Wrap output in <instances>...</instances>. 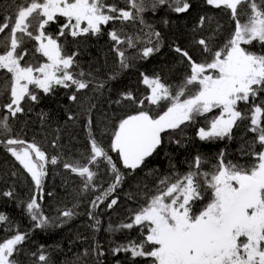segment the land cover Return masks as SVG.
Segmentation results:
<instances>
[{
	"label": "snow or ice",
	"instance_id": "obj_1",
	"mask_svg": "<svg viewBox=\"0 0 264 264\" xmlns=\"http://www.w3.org/2000/svg\"><path fill=\"white\" fill-rule=\"evenodd\" d=\"M206 4L229 9L236 21L235 30L223 48L213 52L210 40H196L204 52L212 54L211 60L197 62L187 50L176 46L174 51L188 62L189 72L183 79L173 85L163 82L158 75L149 77L142 73V82L150 92L140 99L131 91L120 94L122 100L130 101L136 110L119 120L108 148L96 140L89 116L86 124L90 142L87 163L64 161L63 167L83 178L86 191L100 187L94 181L98 177L100 163L106 164L113 180L91 201V208L97 209L124 179L109 151L118 153L123 168L135 171L161 146L163 133L181 129L182 125L195 122L197 117L216 109H219V115L208 122L207 128H199V139H231L233 128L239 126L238 121L250 119L248 130L257 135L244 155L252 156L254 162L242 165L225 161L224 152H221L211 170L205 171L202 168L205 159L196 155L187 172L161 177L155 194L146 196V205L131 215V222L121 223L117 228L109 224V231L139 226L143 236L139 242L129 240L115 247L112 249L114 254L130 252L133 259L151 258L152 264H264V102L256 103L257 97L264 93V54L241 46L254 41L264 44V0L259 4L256 0H206ZM244 4L250 9V14L242 8L238 12ZM127 5V8H119L116 4H106L105 0H22L16 5L14 18L6 15L4 22L0 23V34L8 30L7 35L0 39V47L4 49L0 54V70L10 74V81L6 80L3 90H0V95L4 91L10 92L9 102L0 105L7 112L0 116V145L6 146V151L26 170L34 183L35 192L26 202V209L36 228L53 225L51 218L43 213L37 196L43 200V183L48 175L46 165H56L62 158H49L35 142L13 135L9 121L24 112L22 102L25 98L39 102L37 89L48 94L56 86L65 89L75 86V92L69 98L76 101L75 93L88 89L94 82L95 78L84 79L86 74L83 71H72L74 66L79 67L76 62L78 53L65 52L60 42V38L66 35L65 30L67 35L75 38L89 33L100 34L101 26L110 22L145 25L148 31L141 29L143 36L121 35L123 28H113L108 33L115 42L113 51L118 58L119 71L127 69L132 59L126 55L127 49L120 47L122 44L135 48L138 42H142L145 46L139 55L143 59L158 52L161 34L152 30L151 25H146L142 15L149 8L146 0H127ZM164 5L178 14L186 13L192 7L189 0H151L150 8L155 11ZM59 17L65 18L66 22L53 36L46 29ZM241 17H246V21L241 22ZM204 22L205 17L201 16L198 26L202 27ZM25 38L37 42L35 50L47 62L33 65L25 61L29 54L23 47ZM22 61L25 62L22 64ZM119 71L108 79H116ZM87 75L91 76V73ZM105 83L97 81L94 90H103ZM250 99L252 108L249 116L238 110V104H248ZM257 143L262 148L259 152L255 151ZM2 195L12 197L13 191H5ZM205 196H208L207 202L197 207V202L203 201ZM117 202L116 198L111 199L107 208L111 209ZM75 207L77 205L74 204L73 208L61 210L60 216L72 219L77 215L73 210ZM88 216L95 221L92 227L99 230L101 222L93 211H89ZM8 220L6 214L0 213V223ZM27 238L28 233L17 230L16 234L0 242V264H19L14 257ZM84 255H88L87 249ZM37 259L40 264H47L49 258L41 251Z\"/></svg>",
	"mask_w": 264,
	"mask_h": 264
},
{
	"label": "trees",
	"instance_id": "obj_2",
	"mask_svg": "<svg viewBox=\"0 0 264 264\" xmlns=\"http://www.w3.org/2000/svg\"><path fill=\"white\" fill-rule=\"evenodd\" d=\"M21 2L22 0H0V23L4 22L6 15L14 18L16 5ZM256 2L259 4L260 0ZM105 3L116 4L119 8L128 6L127 0H105ZM146 3L149 8L142 13L145 24L151 25L152 30L161 34L158 52L143 59L139 55L140 50L145 46L142 42H138L135 48H127L126 44H122L120 47L127 49L126 55L132 59L127 69L119 71L118 58L113 51L115 42L110 39L108 33L113 28L118 30L123 28L121 35L143 36L141 29L148 31L145 25L139 22L117 21L115 24L110 22L106 26H101L100 34L89 33L75 38L67 35L65 30V37L60 38L65 52L78 53L76 62L79 67L74 66L72 71H83L86 74L83 78L90 80L95 78L94 82L88 89L75 93L76 101L69 98L75 92V86L67 89L56 86L48 94L37 89L39 102L25 98L22 102L24 112L9 121L13 135L28 142H35L49 158L51 156L62 158L56 165H46L48 175L43 183V200L40 201L37 196L43 213L51 218L53 225L36 228L26 209V202L35 192L34 183L26 170L6 151V146L0 145V213L6 214L9 218L7 222L0 223V242L16 234L17 230L28 233V238L20 246L21 251L14 257L19 264H40L37 257L41 251L49 258L47 264H117V262L152 264L151 258L133 259L130 252L114 254L112 251L115 247L128 243L129 240L139 242L143 238L139 226L109 231V224L117 228L121 223L131 222V215L141 206L146 205V196L155 194L160 178L187 172L196 155L205 159L206 163L202 165L205 171L211 170L221 152H224L225 161L231 160L242 165L254 162L252 156L244 155L250 150L249 146L257 135L248 130L250 119L238 121L239 126L233 128L231 139L227 137L211 141L199 139V128H207L208 122L219 115V109H216L197 117L195 122L182 125L181 129L163 133L161 146L135 171L123 168L118 153L109 151L124 174V179L116 191L97 209L91 208V201L106 190L113 180V175L107 171L106 164L100 163L99 174L94 181L100 187L89 188L86 191L83 189V178L63 167L64 161L87 163L86 157L90 155V142L86 129L89 116L93 122L92 132L96 140L106 149L108 148L119 120L136 110L130 101L122 100L120 94L131 91L140 99L150 92L148 86L142 82V73L149 77L158 75L163 82L177 84L189 72V67L187 60L174 51L176 46L187 50L197 62L211 60L212 54L204 52L202 46L195 41L200 38L210 40V47L214 52L223 48L235 30L236 21L232 18L231 11L224 7L215 8L207 5L206 0H189L192 7L188 12L180 14L172 11L167 5L153 11L150 8L151 0H146ZM241 8L250 14L247 4L241 5L238 12ZM201 16L205 17V22L199 27ZM245 21L246 17H241V22ZM65 22V18L59 17L56 23L47 27L46 31L56 36L60 26ZM7 32L6 29L5 33L0 34V39H3ZM155 39L153 37L154 41ZM25 40L23 47L29 52L25 61L33 65L37 62H47L45 57L36 52L37 42L27 38ZM241 46L254 53L264 54V44L259 42L254 41L250 45ZM3 51L4 49L0 47V54ZM118 71L116 79H108ZM88 73H91V76H88ZM6 80L10 81V74L0 70V90H3ZM97 81L106 82L103 90H94ZM9 97L10 92L4 91L3 95H0V105L8 103ZM117 100L122 102L118 104ZM261 102H264V93L256 99L257 104ZM92 105L94 107H91ZM251 108V99L248 104L244 102L238 104V110L249 116ZM6 114V110L0 108V116ZM70 116L72 119H69ZM54 142L55 146H53ZM261 150V146L255 144V151ZM14 172L15 176L12 175ZM9 190L13 191L12 197L2 195ZM113 198L118 202L109 209L107 204ZM207 200L208 196H205L203 201L197 202V207H201ZM74 204L77 205L73 209L77 215L72 219L60 216L61 210L73 208ZM89 211H93L94 216L100 220L99 230L92 227L95 221L89 218ZM65 220L67 223H64ZM146 234L145 230L144 235ZM86 249L88 255H84ZM32 253L36 255L33 256Z\"/></svg>",
	"mask_w": 264,
	"mask_h": 264
}]
</instances>
